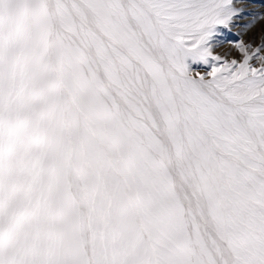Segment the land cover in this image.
<instances>
[{
  "label": "snow or ice",
  "instance_id": "obj_1",
  "mask_svg": "<svg viewBox=\"0 0 264 264\" xmlns=\"http://www.w3.org/2000/svg\"><path fill=\"white\" fill-rule=\"evenodd\" d=\"M0 264H264V0H0Z\"/></svg>",
  "mask_w": 264,
  "mask_h": 264
},
{
  "label": "rangeland",
  "instance_id": "obj_2",
  "mask_svg": "<svg viewBox=\"0 0 264 264\" xmlns=\"http://www.w3.org/2000/svg\"><path fill=\"white\" fill-rule=\"evenodd\" d=\"M238 31V29H233V32H236ZM228 47L227 45H225V48Z\"/></svg>",
  "mask_w": 264,
  "mask_h": 264
}]
</instances>
